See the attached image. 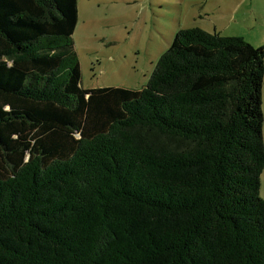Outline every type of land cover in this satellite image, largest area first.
I'll return each mask as SVG.
<instances>
[{"label": "trees", "instance_id": "16d2710c", "mask_svg": "<svg viewBox=\"0 0 264 264\" xmlns=\"http://www.w3.org/2000/svg\"><path fill=\"white\" fill-rule=\"evenodd\" d=\"M78 0H0V264H264V45L180 29L141 89L84 88Z\"/></svg>", "mask_w": 264, "mask_h": 264}, {"label": "rangeland", "instance_id": "374dc122", "mask_svg": "<svg viewBox=\"0 0 264 264\" xmlns=\"http://www.w3.org/2000/svg\"><path fill=\"white\" fill-rule=\"evenodd\" d=\"M264 45V0H78L73 34L84 88L145 87L183 28ZM264 115V83L262 90ZM264 135V122H263ZM260 195L264 198V171Z\"/></svg>", "mask_w": 264, "mask_h": 264}]
</instances>
